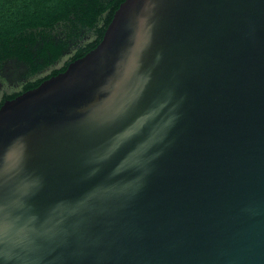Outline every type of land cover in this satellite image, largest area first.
Here are the masks:
<instances>
[{
	"label": "water",
	"instance_id": "obj_1",
	"mask_svg": "<svg viewBox=\"0 0 264 264\" xmlns=\"http://www.w3.org/2000/svg\"><path fill=\"white\" fill-rule=\"evenodd\" d=\"M0 264H264V0H125L7 100Z\"/></svg>",
	"mask_w": 264,
	"mask_h": 264
},
{
	"label": "trees",
	"instance_id": "obj_2",
	"mask_svg": "<svg viewBox=\"0 0 264 264\" xmlns=\"http://www.w3.org/2000/svg\"><path fill=\"white\" fill-rule=\"evenodd\" d=\"M124 1L0 0V55L25 61L31 74L46 70L37 87L97 47Z\"/></svg>",
	"mask_w": 264,
	"mask_h": 264
},
{
	"label": "flooded vegetation",
	"instance_id": "obj_3",
	"mask_svg": "<svg viewBox=\"0 0 264 264\" xmlns=\"http://www.w3.org/2000/svg\"><path fill=\"white\" fill-rule=\"evenodd\" d=\"M46 75V70L31 74L26 62L18 57L0 55V107L7 100L34 88L32 84Z\"/></svg>",
	"mask_w": 264,
	"mask_h": 264
}]
</instances>
